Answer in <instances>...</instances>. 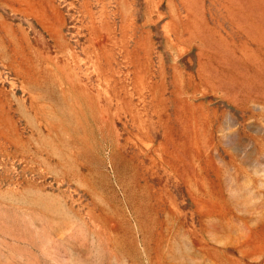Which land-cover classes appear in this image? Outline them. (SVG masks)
I'll list each match as a JSON object with an SVG mask.
<instances>
[{
  "label": "rangeland",
  "instance_id": "rangeland-1",
  "mask_svg": "<svg viewBox=\"0 0 264 264\" xmlns=\"http://www.w3.org/2000/svg\"><path fill=\"white\" fill-rule=\"evenodd\" d=\"M0 264H264V0H0Z\"/></svg>",
  "mask_w": 264,
  "mask_h": 264
},
{
  "label": "bare ground",
  "instance_id": "bare-ground-1",
  "mask_svg": "<svg viewBox=\"0 0 264 264\" xmlns=\"http://www.w3.org/2000/svg\"><path fill=\"white\" fill-rule=\"evenodd\" d=\"M99 1V0H98ZM85 4V3H84ZM104 5V4H103ZM108 5V4H107ZM85 6V5H84ZM86 8V7H85ZM106 8V7H105ZM92 9V8H91ZM105 11V10H104ZM34 19V18H33ZM110 23V22H109ZM61 28V27H60ZM62 31V30H61Z\"/></svg>",
  "mask_w": 264,
  "mask_h": 264
}]
</instances>
